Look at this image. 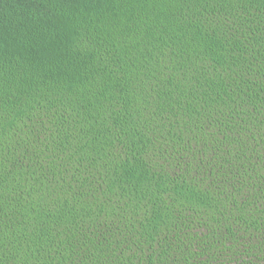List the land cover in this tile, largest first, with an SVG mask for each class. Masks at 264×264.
<instances>
[{
    "label": "trees",
    "instance_id": "1",
    "mask_svg": "<svg viewBox=\"0 0 264 264\" xmlns=\"http://www.w3.org/2000/svg\"><path fill=\"white\" fill-rule=\"evenodd\" d=\"M0 264H264V0H0Z\"/></svg>",
    "mask_w": 264,
    "mask_h": 264
}]
</instances>
